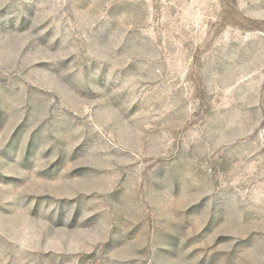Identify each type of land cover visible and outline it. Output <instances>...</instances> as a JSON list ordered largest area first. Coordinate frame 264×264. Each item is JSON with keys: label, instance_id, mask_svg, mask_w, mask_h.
I'll list each match as a JSON object with an SVG mask.
<instances>
[{"label": "rangeland", "instance_id": "obj_1", "mask_svg": "<svg viewBox=\"0 0 264 264\" xmlns=\"http://www.w3.org/2000/svg\"><path fill=\"white\" fill-rule=\"evenodd\" d=\"M0 264H264V0H0Z\"/></svg>", "mask_w": 264, "mask_h": 264}]
</instances>
